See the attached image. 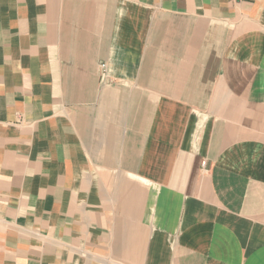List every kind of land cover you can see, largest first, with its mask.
I'll return each instance as SVG.
<instances>
[{"label": "crops", "instance_id": "obj_1", "mask_svg": "<svg viewBox=\"0 0 264 264\" xmlns=\"http://www.w3.org/2000/svg\"><path fill=\"white\" fill-rule=\"evenodd\" d=\"M0 264H264V0H0Z\"/></svg>", "mask_w": 264, "mask_h": 264}]
</instances>
